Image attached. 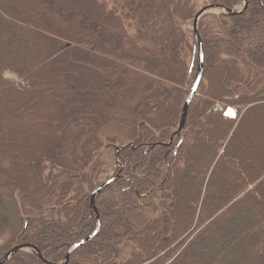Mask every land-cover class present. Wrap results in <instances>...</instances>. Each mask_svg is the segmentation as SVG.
<instances>
[{"label":"trees","instance_id":"obj_1","mask_svg":"<svg viewBox=\"0 0 264 264\" xmlns=\"http://www.w3.org/2000/svg\"><path fill=\"white\" fill-rule=\"evenodd\" d=\"M261 2L201 18L203 79L178 134L199 63L184 28L194 0H0V138H9L0 142V251L30 244L64 263L95 231L91 196L118 158L121 178L96 197L101 230L69 264H264V147L247 161L264 126ZM10 97L24 115L10 112ZM18 137L42 155L24 159ZM129 244L137 252L121 261ZM6 264L46 263L28 249Z\"/></svg>","mask_w":264,"mask_h":264},{"label":"rangeland","instance_id":"obj_2","mask_svg":"<svg viewBox=\"0 0 264 264\" xmlns=\"http://www.w3.org/2000/svg\"><path fill=\"white\" fill-rule=\"evenodd\" d=\"M196 3H197V8L200 10L202 7H204V6H206V5H209V4H206V2H207V0H194ZM244 1L240 4V5H238L237 7H235L234 9L235 10H242L243 8H244ZM52 7V6H51ZM70 9H72V10H70ZM219 14V11H216V10H214V11H212L211 12V14ZM66 14V13H65ZM67 14H73L74 16H77V17H79L80 18V16H81V14H82V10L81 9H79V8H69L68 9V11H67ZM210 14V13H209ZM185 29H186V32H187V34L190 36V38H192L191 36H192V32H193V22H191V23H189L186 27H184ZM5 77L7 78V79H9V80H12V81H18V77L15 75V74H13V73H6L5 74ZM190 92V91H189ZM189 95V94H188ZM10 98H12L13 99V101H12V103H11V105L9 106L10 107V112H12V113H14V114H22V115H24V113H25V110H24V108H23V106H21V103H23V100L21 99V98H19V97H10ZM38 99H42V96H40L39 94L38 95H36V96H32L31 97V100L32 101H36V100H38ZM18 103V104H17ZM15 104V105H14ZM164 106V104H162V107ZM46 108V109H45ZM166 109H169V110H175V108H166ZM234 109V108H233ZM236 112H238L237 111V109H234ZM47 111H49V108L46 106V107H44V108H42L41 106H40V109H39V112H47ZM238 114V113H237ZM27 131H28V133H31V134H36V137H38V139H41V141H44V144L45 145H48V146H51V144L53 143H55L53 140H52V138L48 135V134H45V133H42L41 131H38L37 129H33V130H31V129H27ZM264 134V126H260V127H256L255 128V130L253 131V136H252V147L250 148V154L248 155V158H247V161H250V163L253 165L254 164V158H256L257 157V155L258 154H260L261 153V151H262V149H263V147H264V141L263 140H261V138H260V134ZM8 139L9 138H6L5 136H3V138H0V142L2 143V147H4V149H5V147H6V145H7V143H8ZM14 139H17V138H14ZM18 141H21V142H18L17 144H19L20 146H24V147H26V148H24L23 150L25 151V150H28V153H24V159L26 158L27 160H31L32 161V157L34 156V158L36 157V159L38 158L37 156H39V155H42V153L43 152H41V151H43V149H41V148H36V149H33L32 151H31V149H30V146H31V143L33 144V142L34 141H31V143L30 142H28V141H26V139H24V138H20V137H18V139H17ZM173 141H174V137H172L171 138V141H170V143H173ZM34 145V144H33ZM55 145V144H54ZM7 151H8V153L10 152V151H18V149H13V148H7ZM32 156V157H31ZM18 158H19V160H18V162L22 165V166H24V167H27L28 165L26 164L27 163V160H24V159H22L21 158V156L19 155L18 156ZM262 158H263V155H262ZM117 160H116V162H111L110 161V163H109V166L108 167H106L104 170H103V172H102V174L100 175V177H99V180H98V182H97V185H96V188H98L99 186H101L103 183H105V182H107L108 180H110L111 178H113V176H114V172H112V170H113V168L115 167V166H121V162H119V160H118V158H116ZM26 174H27V172H26ZM28 177H29V175H28ZM121 178V177H120ZM28 186L30 187V188H33V189H38L39 188V185H38V183L36 182V180H34L33 178H29V182H28ZM38 191V190H37ZM95 204H96V201H95ZM183 205H180V211H182V209H183ZM93 211V210H92ZM94 212V211H93ZM67 221H68V219H67ZM3 242H0V246L1 245H3L2 244ZM14 249V248H13ZM12 249H10V250H6V249H4V247H3V249H1V255H3V257L7 254V253H9L10 251H11ZM122 255H121V258H120V260L122 261V260H129V259H131L132 258V256L134 255V252H137V247H134L133 245H128V246H124L123 248H122ZM6 252V253H5ZM5 253V254H4ZM2 258H0V260H1ZM11 260V259H10ZM9 260V261H10ZM8 263V262H7Z\"/></svg>","mask_w":264,"mask_h":264},{"label":"water","instance_id":"obj_3","mask_svg":"<svg viewBox=\"0 0 264 264\" xmlns=\"http://www.w3.org/2000/svg\"><path fill=\"white\" fill-rule=\"evenodd\" d=\"M244 1V8L242 10H235L233 8H228L222 4H209L206 5L204 7H202L195 15L194 20H193V34L195 39L198 42V46H199V63H198V69H197V73H196V77L195 80L193 82L192 88L190 89L189 95L185 101V104L183 106V113H182V120H181V124L179 127V130L177 131V133H181L185 127L186 121H187V117H188V112H189V108L190 105L192 103V101L194 100L195 96L198 93V89L200 87V84L202 82L203 79V72H204V45H203V41L201 39V36L199 34V23L200 20L203 16L211 13L212 11L216 10V11H220L223 14H227L230 16H236V15H242L244 14L249 6V0H243ZM262 1V0H260ZM262 6L264 7V4L261 2ZM214 110H221V108L219 106H215ZM225 116L227 118H231V119H236L237 117V112L233 109V108H228L225 111ZM118 151L121 150V147L117 148ZM120 178V174L117 175L116 177L111 178L110 180H108L107 182L103 183L101 186H99L92 194L91 196V208L94 211V215L96 217V221H97V227L95 229V231L87 238L81 240L80 242L74 244L71 249L69 250L66 259L64 261V263L62 264H69L70 263V258L72 253L78 249L79 247L85 245L86 243L90 242L91 240H93L94 238L97 237V235L99 234L100 230H101V216L100 213L96 207L95 201H96V197L104 190L106 189L108 186H110L112 183H114L115 181H117ZM28 249H33L35 251L36 254H38L40 256V258L46 263V264H50L49 262L45 261L41 251L34 247L33 245L30 244H23V245H19L17 247H15L14 249H12L9 253H7L1 260H0V264H6L7 262H9L10 259H12L18 252L20 251H24V250H28Z\"/></svg>","mask_w":264,"mask_h":264}]
</instances>
